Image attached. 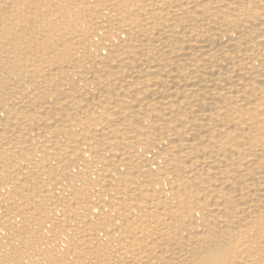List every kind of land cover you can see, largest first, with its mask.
<instances>
[{
    "label": "bare ground",
    "instance_id": "6f19581e",
    "mask_svg": "<svg viewBox=\"0 0 264 264\" xmlns=\"http://www.w3.org/2000/svg\"><path fill=\"white\" fill-rule=\"evenodd\" d=\"M0 264H264V0H0Z\"/></svg>",
    "mask_w": 264,
    "mask_h": 264
}]
</instances>
